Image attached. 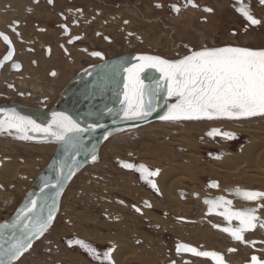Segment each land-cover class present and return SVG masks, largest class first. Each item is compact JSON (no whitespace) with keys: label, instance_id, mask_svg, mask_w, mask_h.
<instances>
[{"label":"rangeland","instance_id":"374dc122","mask_svg":"<svg viewBox=\"0 0 264 264\" xmlns=\"http://www.w3.org/2000/svg\"><path fill=\"white\" fill-rule=\"evenodd\" d=\"M155 27L156 25L152 28L154 32H156ZM158 32L163 31L159 29ZM176 35L177 32L173 34V37ZM175 39L178 40V37ZM160 44L163 43L160 41ZM141 49L144 51L143 47ZM132 50H137V48L124 46L122 51H118L117 48L110 51L118 55ZM158 52L164 56L169 53L165 49ZM182 52V55L187 53V51ZM62 73L60 72L58 80ZM37 74L42 73L37 72ZM50 76L38 77L47 79ZM70 77L68 72H64L62 84L65 80L72 79ZM8 78L6 76L1 78L0 92H5L3 84L9 82ZM11 80L14 85L16 84L19 94L24 95L23 92H27L32 94L33 98L25 99L17 92L13 95L9 93V99H0V105L16 103L29 108H39V98L44 99V103L50 99L46 109L51 111L63 100L69 104V111H67L73 114H82L93 108L102 109L105 106V99L97 97L96 88L91 92L85 89L70 92L73 96L68 102L69 93L63 99V96L59 94L62 89L60 86L55 92L56 96H51L49 93H53L52 91L49 93L42 91V94H36V91L32 90L25 80L24 82L19 81L16 77ZM53 80L54 78L45 80V85L51 84L50 81ZM71 84L68 88H71ZM87 100L91 103L90 107H85ZM110 101L109 99L108 102ZM116 116L118 114L112 112L106 116V119L112 120ZM102 119L105 118L95 120L101 122ZM211 126L221 127L223 131L240 132L243 140H233L229 143L213 142L204 133ZM148 128L151 130L147 131ZM260 135H264V116L235 121H157L113 136L101 147L96 161L74 178L61 199L55 223L43 236L33 241L32 248L15 261V264H53L54 261H57L54 264H99L90 263L81 254L80 249L66 247L65 242L75 237L88 244H94L100 250L111 249V253L121 244L130 246L134 254L127 257V264H170L172 262L180 264L181 259L174 258L171 251L174 237H180L188 245H194L195 248L198 246L202 250L223 252L235 245L232 248H236L238 250L236 253L240 254L242 252L240 243L233 244L232 240L222 233L211 230L212 225L224 226L223 220L217 217L206 218L204 216L206 207L201 205V201L193 199L189 193L186 196L187 200L184 201L179 191H191L190 194L199 193L201 198L208 194L228 198L224 196L227 193L225 189L231 186L241 185L246 189L264 186V153L259 158L258 170L256 168L248 170V167L241 168L239 166L241 162L237 160L238 157L234 156L239 155L240 150L243 149V146L239 148L241 144H248L252 138L260 137ZM244 138L248 139L247 143ZM219 150H225L226 153L216 160L206 157L207 152H218ZM55 151L54 143H24L8 135L5 138L0 136V222L10 219L28 200L30 192L36 190L37 177L45 176V169ZM221 158H232L229 165L222 166L227 170L214 165ZM122 161L135 163L141 161L150 169H158V173L161 174L172 171L174 176H171L168 184L172 185L170 194L177 202L171 203L159 190H156L155 194L153 190L145 188L136 173L122 167ZM8 166L12 169L13 178L6 174L5 168ZM164 168L167 170L163 171ZM163 177L166 180L167 177L165 178L164 175ZM177 178L178 181L173 184ZM209 180L221 183L223 190L211 191L212 189L208 188L207 190L210 191H205L204 187ZM146 200L149 201L150 207L145 203ZM234 200L240 202L237 199ZM240 203L242 207L248 205L245 201ZM136 208H139L140 212H137ZM146 212L152 217L145 215ZM187 218L193 219L195 223L184 224L178 220H188ZM199 219L202 221L198 222ZM233 224L236 225V223ZM204 237L210 239L207 241L214 247L213 249L206 245L208 242L203 241ZM245 250H247L246 247ZM245 255L248 253H243L240 259L246 257V260ZM226 257L225 259L230 264L242 263L235 261L232 255H226ZM186 259L190 261V264H209L197 258ZM113 262L115 264L114 260Z\"/></svg>","mask_w":264,"mask_h":264},{"label":"flooded vegetation","instance_id":"af4514ba","mask_svg":"<svg viewBox=\"0 0 264 264\" xmlns=\"http://www.w3.org/2000/svg\"><path fill=\"white\" fill-rule=\"evenodd\" d=\"M186 2L187 0H53V3L50 4L48 0H0V32L9 36L15 50L12 59L4 62V66L0 67V82L4 76L9 77V82L3 84L5 92H0V99H9V93L13 95L17 92V87L11 80L13 77L19 81H27L28 86H31L36 94H42V91L43 93L52 91L53 93L49 94L56 96L55 92L60 86L62 89H60L59 94L61 97L63 96V99L68 93L70 95V92L78 89L91 92L95 88L98 91L97 95L103 98H117L119 96L118 89H116L118 85L115 83L119 81L121 73L117 74L116 78L113 74L110 76L107 71L102 70V67L110 61L136 55L160 56L175 61L191 54L192 51L215 47L232 46L264 49V46L261 47L264 45V5L260 3V0H239V2L238 0H194V3L198 5L196 8L185 7ZM157 4L162 5V7H157ZM172 5L180 8L179 13L172 10ZM241 6L248 7L254 18L261 20V25H250L237 10ZM205 8L212 11L206 12L204 11ZM126 21L127 23H125ZM17 25L18 27H16ZM155 25L156 32L152 30ZM13 27H16L19 35L12 31ZM65 27L68 29L67 33L64 31ZM159 29L163 32L159 33ZM176 32L177 35L173 37ZM76 37H80V39H75ZM177 37L178 40L175 39ZM69 40L72 42L69 43ZM160 41L163 44H160ZM124 46L132 49L137 48V50L118 55L110 51L116 50V48L118 51H122ZM141 47L144 48V51ZM164 49L169 52L167 56L158 52ZM8 51V45L0 39V61L8 54ZM182 51H187V53L182 55ZM93 52L101 53L102 58L91 55ZM13 64H19L20 68L15 69ZM37 72L42 74H37ZM53 72L55 75H52ZM60 72H68L72 79L65 80L62 84L63 73L58 80ZM42 75H51L49 78H54L55 81H50L51 84L45 85V80L50 79L38 77H42ZM110 77L116 82L111 80L112 83H109ZM88 79L90 81H87ZM59 82L60 84L57 85ZM70 83H72L70 86L72 89L68 88ZM66 91L67 93H65ZM23 94L20 93L19 95L25 99L33 98L30 93L23 92ZM40 99L38 107L48 111L46 106L50 103V99L45 103L43 102L44 99ZM69 101L70 99H68ZM65 104L61 105L60 102V105L51 111L64 108L67 111L68 106ZM90 104L87 100L85 107H90ZM115 108L119 109V106L116 105ZM212 128L221 129V127L211 126L204 133L207 134ZM221 130L223 131V129ZM233 133L236 136L234 141L243 140L242 133ZM211 139L213 142L220 143L233 141L224 140L220 137ZM244 141L247 143L248 139L244 138ZM244 145L246 144H241L239 148ZM224 153H226L225 150L207 152L206 157L216 160ZM121 163L133 164L137 167L141 164L146 166L141 161L137 163L122 161ZM146 167L152 171L158 170ZM124 169L126 168L124 167ZM129 170L137 174L145 188L153 190L156 194V190L145 179L141 178L140 172L135 169ZM154 177H148V179L154 182ZM257 179L260 178L257 177ZM212 184L221 187V183L218 181L209 180L206 182L204 190L210 191L207 190L208 188L212 189L211 191L217 190L210 186ZM248 190L264 191V186L250 187ZM181 192L184 193V196L191 193V191ZM158 193L157 195H159ZM145 203L150 205L147 200ZM248 205V208L257 207L255 202H248ZM263 211L264 208H260L258 209L260 213L257 212L261 220L264 219ZM247 236L249 238L246 239ZM247 236L245 235V240L248 242V251L251 250V252L249 251L248 255H245L247 256L246 260L243 257L245 261L242 264H250L253 255L264 259V230L256 228L248 232ZM77 239L82 240L75 237L69 241ZM69 241L65 242L66 247L80 249L81 254L90 263L102 264L103 261L104 264H107L103 254L111 249L100 250L94 244H89L99 253L98 258H96L78 245L72 244L70 246ZM253 241H255L254 244ZM232 247L235 245L230 246V248ZM241 248L244 247L241 246ZM236 252L237 250L235 255ZM225 261L229 262L227 259ZM56 262L54 261V263Z\"/></svg>","mask_w":264,"mask_h":264},{"label":"snow or ice","instance_id":"6c2138e0","mask_svg":"<svg viewBox=\"0 0 264 264\" xmlns=\"http://www.w3.org/2000/svg\"><path fill=\"white\" fill-rule=\"evenodd\" d=\"M48 2L51 4L53 0ZM260 3L264 5V0H260ZM156 6L162 7L160 4ZM188 6L198 7L194 0H187L185 7ZM172 10L179 13L180 8L172 5ZM237 10L250 25H261V20L254 18L248 7L241 6ZM204 11L212 10L205 8ZM16 27H13L12 31L19 35ZM64 31L67 33L68 29L65 27ZM0 39L9 48L8 54L0 61V67H3L4 62L12 59L15 50L8 35L0 32ZM71 42L72 40H69V43ZM91 55L102 58L99 52H93ZM136 59L139 61L138 64L125 69L128 74L124 86L125 106L122 109L125 120H142L149 116L155 110L153 99L162 91L167 97L175 99V102L168 106L166 114L160 117L164 121H235L264 116V50L228 46L192 51L191 54L175 61L148 55L138 56ZM13 67L18 70L20 65L13 64ZM149 68L160 73L161 80L164 82L163 88L159 82L155 87H148L143 83L141 73ZM52 75L55 73L53 72ZM4 116V119H0V134L16 133L18 139L31 140L33 136L29 135V132L42 133L46 139L50 137L62 144L66 154L70 149L78 152L83 147L82 134L94 128L91 124L87 128H82L72 117L63 113H54L52 122L46 127L20 116L15 110L6 112ZM99 127L103 126L99 125ZM207 136L213 139L216 137L224 140L236 139L233 132L222 131L219 128H212L207 132ZM107 138L106 135L104 139ZM96 159V155L93 154L92 160ZM64 167V164L60 165V175L57 177L56 184H45V187L56 188V196L60 195L64 182L74 175L72 168H69L68 174L65 175ZM122 167L140 172L141 178L158 191L157 185L148 179V177L157 176L158 170H149L143 164L137 167L126 163L122 164ZM210 186L218 187L217 184ZM41 191L44 189L42 188ZM233 194L244 201L255 202L257 207L234 211L231 207L233 202L223 197L218 200H206L205 203L210 206V213L214 209H223L217 214L223 216L229 226L219 230L227 233L233 241L246 244L248 242L245 240V233L255 230L257 226L264 228V221L257 215L258 209L264 208V191L236 189ZM56 196L52 197L50 207L47 203L38 205L35 199L25 205L14 222V227L19 229L18 233L15 231L12 233L7 247L0 244V264H15V261L32 248L33 241L39 239L49 229L54 219ZM147 206L150 207V205ZM46 207L47 215L44 214ZM135 210L140 212L139 208ZM233 220L238 221V226H231ZM252 243L254 244L255 241ZM72 244L78 245L96 258L99 256L96 249L83 240L69 241V245ZM228 251L235 252L236 249L230 248ZM176 252L211 258L214 264H226L221 254L215 251H200L187 244H177ZM103 255L107 264H114L111 259V250ZM102 264H104L103 261ZM250 264H264V259L253 255Z\"/></svg>","mask_w":264,"mask_h":264},{"label":"water","instance_id":"95a60500","mask_svg":"<svg viewBox=\"0 0 264 264\" xmlns=\"http://www.w3.org/2000/svg\"><path fill=\"white\" fill-rule=\"evenodd\" d=\"M252 50H258V49H252ZM262 50H264V49H262ZM138 56H144V55L126 56V57H123L120 59H116L114 61H110L102 67L103 71H107V73H109L110 75L113 74L114 77H116L117 74L121 73V76H120V79L118 82H116L114 79L110 78V83H112L111 80H113V82H116L115 84L118 85V87L116 89H118L119 96H117V98H113V97H106L105 98L107 102L109 99L111 100V102L113 99H117V101H118L117 105L119 106V109H117L115 107H113V108L111 107L108 109L107 108L106 109H91V110H88L89 113L84 112L82 114L81 113L80 114H73V113L67 112L66 108L55 109L53 111L48 112L42 108H29V107L18 105V104H12V105H8V106H0V119L5 118L4 114L6 112H11L12 110H15V112L18 113L20 116L34 120V121H36V123L40 124L42 127H46L48 124H50L52 122V118H53L54 113H63L65 115L72 117L75 121H77L79 123L80 127H82V128H87L89 124L94 126L93 129H90L89 131L84 132L82 134L83 147L78 152H74L73 150L70 149L67 154L65 153V149H64V146L62 144H60L59 142H56L53 138H50V137L46 139L42 133L38 134V133L29 132V135L33 136V139L21 140V139L17 138L16 133H13V135H8V133L6 132L7 135L9 137H11L12 139L20 140L24 143H28V142L29 143H54V144H56V151H55V155L51 158L48 166L45 169V176L44 177L43 176L37 177L38 184L36 186V190L35 191L33 190L30 192L29 199L12 215V217L10 219H7V220L0 222V244H3L5 247H7L8 242L11 239L12 233L14 231L18 233L19 229L14 227V222L16 221V218L20 214L21 210L24 209L25 205L30 200H32V199L37 200L38 205L47 203V205L49 207L51 206L52 197L56 196V188L45 187V184L46 183L56 184L57 177L60 175V165L61 164L65 165V167L63 169L65 175L68 174L69 168L73 169L74 175H72L70 180H67L64 182L63 188L60 191V195L56 196V208L54 211V219L52 221V224H53V222L56 219V216L58 214V211L60 208V202H61V199L63 197L64 192L66 191V189L68 188V186L72 182V180L80 172H82L86 167L90 166L92 163H94L96 161V160H92V155L95 154L96 157H98V154L100 152V148H101L102 144H104L111 137L119 135L121 133L130 131V130H134V129H138V128L144 127L146 125H149L151 123H155L157 121H159V122L164 121L160 117L166 114V112L168 110V106L171 103H174L175 99L167 97L166 93H164L163 91H162V93H164L163 98H160L158 100V96H157L153 99V105L155 107V110L149 116H147L146 118H144L142 120H125V119H123L122 109L125 106V103H124L125 87L124 86L126 83L125 78L128 75L127 72L125 71V69L130 68L135 64H138L139 61L136 59ZM151 72L156 73L154 78L150 77ZM141 80L148 87H155L157 82L160 83L161 88L164 87V82L161 80L160 73L157 72L155 69H151V68L146 69L143 73H141ZM113 109L116 110V114H118V116H116L112 120H107L106 116H108L110 113H112L114 111ZM109 110H111V111H109ZM88 114H90V115H88ZM99 115H103L102 117H104L105 119L104 120L102 119L101 122H96L95 119H98V120L100 119V118H98ZM87 116H90V117L87 118ZM92 118H94V120H92ZM181 121H185V120H180L179 122H181ZM164 122H176V121H164ZM99 125H102L103 127H99ZM106 135L108 136V138L104 139V137ZM76 165H78V166H76ZM42 188L44 189V191H41ZM214 188H216V187H214ZM236 189L237 188L228 189L227 190L228 192L224 194V196H227L228 198L223 197V196L222 197L225 200H231L233 203H234L235 198L237 200L244 201V200L238 198L236 195L233 194ZM245 190H248V189H245ZM181 194H182V196H184V193H181ZM189 195H191V197L193 199H200L199 193H193V194H189ZM219 198H220V196H216V197L207 196V197L202 198L201 202H202L203 206H206L205 217L206 218H209V217L221 218L223 220V222L225 223L224 226L214 225L217 227L213 226L211 230L218 231L219 233H222L224 236H226L230 240H232V238L227 233H224V232L219 230L220 228L229 226L228 222L224 219V217L217 214L218 212L223 211V209L222 208L214 209L210 213L209 212L210 206L205 203L206 200H218ZM245 202H248V201H245ZM233 203H232V205H233ZM245 208H248V207H243L241 209H232V210H234V211L235 210H243ZM47 211H48V208L46 207L44 209L45 215H47ZM178 220L180 222H183L184 224L185 223H194L193 221L186 220V219H178ZM262 221H264V219ZM198 222H201V221L199 220ZM233 223H236L235 226H238V221L233 220L231 226H233ZM5 226H7V227H5ZM235 226H233V227H235ZM257 228L259 230H264V228H260L259 226H257ZM249 232H251V231H249ZM232 242H233V244L239 243V242H236L233 240H232ZM177 244H187V242L180 237H174L172 239V244H171L172 255L174 256V258H178L179 256L182 257L180 259H183V260H181L180 264H190V261H188V259H186V258H197V259L208 261L209 264H214V261L211 258L195 257V256H192L190 253L177 254V252H176ZM242 245L244 248L248 247V243L242 244ZM228 249H230V248H228ZM228 249H226L223 252H219V251L217 252L215 250H204V249L200 250V251H215V252L221 254L223 257H226V255L234 256L235 252H229ZM224 260H225V258H224ZM170 264H173V262ZM175 264H176V262H175ZM226 264H230V263L226 262Z\"/></svg>","mask_w":264,"mask_h":264},{"label":"bare ground","instance_id":"6f19581e","mask_svg":"<svg viewBox=\"0 0 264 264\" xmlns=\"http://www.w3.org/2000/svg\"><path fill=\"white\" fill-rule=\"evenodd\" d=\"M16 1V0H15ZM17 38V37H16ZM24 39V38H23ZM31 42V41H30ZM40 42V41H39ZM21 47V46H20ZM10 65V64H9ZM25 74V73H24ZM156 75V73H153V72H151L150 73V77H153L154 78V76ZM111 76V75H110ZM119 76V75H118ZM149 77V78H150ZM111 78V77H110ZM113 78V77H112ZM117 78V77H116ZM103 79H104V76H103ZM119 79H120V77H119ZM87 81H90L89 79L87 80ZM17 83V82H16ZM110 83V82H109ZM16 85V84H15ZM17 86H18V84H17ZM72 89V88H71ZM71 89H69V90H71ZM65 93H67V91L65 92ZM163 94L164 93H160V95L158 96V100L160 99V98H163ZM73 95L72 94H70L69 95V98L68 99H71V97H72ZM43 97H46V96H43ZM99 99H102V97H99ZM104 101V100H103ZM102 102V101H101ZM106 103H105V107L104 108H102V109H106V107H107V105H108V102L107 101H105ZM97 103V102H96ZM117 103H118V101H117V99H115V100H112V102H111V104H109V108H113V107H115L116 105H117ZM62 104H65V103H63V100L61 101V105ZM66 106H68L69 107V104H65ZM114 110V109H113ZM87 113H89L88 111H86ZM113 113H115L116 114V110H114L113 111ZM111 114V113H110ZM109 114V115H110ZM88 115H90V114H88ZM103 115H99L98 116V118H101ZM90 116H87V118H89ZM111 119V118H110ZM92 120H94V118H92ZM151 130V128H148V130L147 131H150ZM141 133V132H140ZM7 135V133L5 132V133H3V134H0V136L2 137V138H5V136ZM112 138V137H111ZM256 138V139H255ZM254 139L252 138L250 141H249V143L248 144H246L245 146H243V149L242 150H240V154L239 155H234L235 157H238L237 158V160H239L241 163H240V167L241 168H243V167H248V170H253V169H257L258 168V163H259V158H260V156L264 153V135H260V137H255ZM108 141V140H107ZM106 141V142H107ZM37 144H41V143H37ZM45 144H51V143H45ZM105 144V143H104ZM104 144H102V146L104 145ZM55 145V147H56V144H54ZM101 146V147H102ZM100 150H101V148H100ZM48 151V150H47ZM46 151V152H47ZM55 155V154H54ZM99 155V154H98ZM230 159H232V158H229V159H225V158H221L218 162H216V164L214 163V165L215 166H219V167H221V168H223L222 166L224 165V164H226V165H229L230 163H231V161L232 160H230ZM229 168H230V166H228ZM224 170H227L226 168H223ZM11 167L10 166H8V167H6L5 168V171H6V174H7V176H9L10 178H13V175L11 174ZM167 170V168H164L163 169V171H166ZM258 170V169H257ZM160 172V171H159ZM165 173V174H164ZM164 173H162L164 176H165V178H166V180L164 179V177H163V175L161 174V173H159L156 177H155V182H156V185H157V189L159 190V192L161 191L164 195H165V198L168 200V201H170L171 203H176L177 201H174V199H173V195L172 194H170L171 193V187H172V185L170 186L168 183L170 182V180H171V176H174V175H172V171L171 172H168V171H166V172H164ZM74 180V179H73ZM72 180V181H73ZM176 181H178V178L177 179H175L174 181H173V184H174V182H176ZM72 183V182H71ZM70 183V184H71ZM70 184H69V186H70ZM68 186V187H69ZM214 188V187H213ZM217 188V187H216ZM215 188V189H216ZM232 188H237V189H246V188H244L243 186H231V188H228V189H232ZM68 189V188H67ZM66 189V190H67ZM228 189H225V190H228ZM248 189V188H247ZM217 190H223L220 186L217 188ZM66 192V191H65ZM64 192V193H65ZM160 192V193H161ZM226 192H228V191H226ZM182 192H180L179 191V194L181 195V199L182 200H187L186 199V196H182V194H181ZM32 196V195H31ZM63 196H64V194H63ZM190 196V195H189ZM207 196H211V197H213V195H210V194H208V195H206V197ZM236 199V198H235ZM198 200H202V198L200 197V199H198ZM238 201H240V200H238ZM240 202H242V203H244V201H240ZM240 202H237V201H235L234 200V203H233V205H232V207H233V209H241V208H243V207H248L249 205H244L243 207H242V204L240 203ZM201 203V205L203 206V204H202V202H200ZM153 204V203H152ZM180 205H182V204H180ZM153 207H155V206H153ZM174 207L176 208V205H174ZM206 207V206H205ZM180 209V208H179ZM187 210H189V209H187ZM59 212V211H58ZM205 213H206V211H205ZM205 213H204V216H205ZM258 213H260V212H258ZM145 215H147L148 217H152V215H150L148 212H146L145 213ZM57 216H58V214H57ZM57 216H56V218H57ZM188 219V218H187ZM188 220H191V221H194L193 219H188ZM200 221H202V219H199ZM198 220V221H199ZM55 221H56V219L54 220V222H53V224L55 223ZM52 224V225H53ZM51 225V226H52ZM216 225H219V224H216ZM214 225H212V227H213ZM233 226H235V224H233ZM257 233V232H256ZM248 233H246V234H244V235H247ZM206 240H205V239ZM203 238V241H207V240H210L209 238H206V237H204ZM249 238V237H248ZM250 240V239H249ZM255 240V239H254ZM258 241V240H257ZM208 243H206V245L207 246H210L209 248H211V249H213L214 247L213 246H211V244H210V242L209 241H207ZM241 244V243H240ZM128 245H123V244H121L120 246H118L115 250H114V252L113 253H111V257H112V259L115 261V264H127V257H129V256H132L134 253L132 252V250H131V248H130V246H128ZM190 246H192V247H195L194 245H191L190 244ZM204 246V245H203ZM241 246H243L242 244H241ZM114 247V246H113ZM252 247V246H251ZM196 248L198 249V250H202L200 247H198V246H196ZM236 249V248H235ZM242 249H244V252L242 251V253H245V252H251V250H249L248 251V247H246V249L247 250H245V248H241V250ZM113 250V249H112ZM205 250H207V249H205ZM215 251H217V250H215ZM238 251V250H237ZM218 252V251H217ZM22 257V256H21ZM178 258H182V257H178ZM225 258V257H224ZM79 261H80V259H78ZM181 260H183V259H181ZM238 262V261H237ZM239 262H243V260H239ZM75 263V262H74ZM86 263H87V261H86ZM88 264V263H87ZM237 264H239V263H237Z\"/></svg>","mask_w":264,"mask_h":264},{"label":"crops","instance_id":"0c3cea01","mask_svg":"<svg viewBox=\"0 0 264 264\" xmlns=\"http://www.w3.org/2000/svg\"><path fill=\"white\" fill-rule=\"evenodd\" d=\"M97 97L99 98V97H102V96H99V95H97ZM103 98V97H102ZM105 99V98H104ZM113 100H115V99H113ZM105 101H106V99H105ZM106 103V102H105ZM109 104H111V101H110V103L108 102V105H107V109L109 108ZM105 107V106H104ZM241 251H243L244 252V249H242ZM241 255H243V253L241 252L240 254H237L236 253V255H234V256H232V257H234V260L235 261H239V260H241V259H243V258H241L240 259V257H241ZM246 258V257H245ZM201 260V259H200ZM244 260V259H243ZM202 261H204V260H202ZM205 262H207V261H205ZM237 264V263H236ZM242 264V263H241Z\"/></svg>","mask_w":264,"mask_h":264}]
</instances>
